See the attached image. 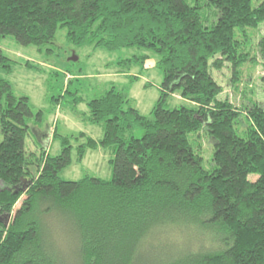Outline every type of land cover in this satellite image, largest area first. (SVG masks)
I'll return each mask as SVG.
<instances>
[{"label":"trees","instance_id":"16d2710c","mask_svg":"<svg viewBox=\"0 0 264 264\" xmlns=\"http://www.w3.org/2000/svg\"><path fill=\"white\" fill-rule=\"evenodd\" d=\"M195 1L0 0V40L42 47L61 27L75 45L137 48L121 66L145 69L155 58L163 76L151 115L112 85L87 102L99 139L55 131L60 153L36 156L26 149L30 98L0 75V264H264V101L239 107L220 97L212 73L229 66L239 84L241 67L255 60L243 45L247 29L264 22V0H207L218 9L211 27ZM257 49L264 59V36ZM12 62L0 45V68L11 72ZM175 94L188 104L170 107ZM242 115L245 136L236 127ZM204 127L212 170L189 138ZM99 147L113 155L112 177H61L74 149L82 161ZM165 239L189 252L157 256Z\"/></svg>","mask_w":264,"mask_h":264},{"label":"rangeland","instance_id":"374dc122","mask_svg":"<svg viewBox=\"0 0 264 264\" xmlns=\"http://www.w3.org/2000/svg\"><path fill=\"white\" fill-rule=\"evenodd\" d=\"M252 1L253 5L257 6L263 0ZM189 3L195 5L196 1L189 0ZM199 4L203 23L208 27L213 26L218 19V9L208 4L207 0H199ZM241 34L240 30L236 29L238 39H243ZM246 34L247 40L244 42L243 51L249 52L255 60L248 61L241 67L239 84L233 86L231 67L226 65L227 67L220 71L212 70L216 80L224 87L220 97L229 95L239 107L252 101H264V59L257 51L258 42L264 36V22L257 28L247 29ZM0 45L13 60L11 72L0 68V75L11 82L15 95H27L30 98L34 116L29 120L30 130L26 138V149L36 156L46 152L52 155L60 153L61 142L59 138H54L55 131L60 135L73 137L84 132L99 139L103 128L86 119L89 114L87 102L112 85L118 89L128 90L134 105L147 115H151L160 96L159 86L163 76L155 58L149 59L145 69L132 66L128 72L129 69L121 66L122 59L140 52L137 48L109 51L92 44L75 45L67 40L66 29L61 27L57 30L53 44L42 47L22 45L12 36H6L0 40ZM138 72H141L139 78L131 80L128 73L132 75ZM179 96L175 94L174 97H169L168 105L172 107L188 104L186 100L179 99ZM247 125L248 119L242 115L236 124L240 136H245ZM141 134L142 130L137 129L136 135L139 137ZM3 138L0 126V141ZM189 138L194 149L203 156L204 167L212 170L214 145L207 128L190 133ZM112 157L109 150L99 147L89 149L84 159L78 161L74 149L72 164L64 168L60 175L71 180L80 179L85 175L110 178L113 174L110 162ZM31 170L35 174L36 165L33 164ZM257 177L256 174L250 175L252 180ZM24 198L25 195L16 204V208L21 205ZM171 241L163 240L156 255L183 257L189 252L187 245H184L185 248H181L182 245L175 247Z\"/></svg>","mask_w":264,"mask_h":264},{"label":"water","instance_id":"95a60500","mask_svg":"<svg viewBox=\"0 0 264 264\" xmlns=\"http://www.w3.org/2000/svg\"><path fill=\"white\" fill-rule=\"evenodd\" d=\"M74 59H76V58H74Z\"/></svg>","mask_w":264,"mask_h":264}]
</instances>
